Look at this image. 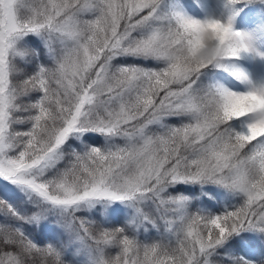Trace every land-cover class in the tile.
Returning <instances> with one entry per match:
<instances>
[{
  "label": "snow or ice",
  "instance_id": "snow-or-ice-1",
  "mask_svg": "<svg viewBox=\"0 0 264 264\" xmlns=\"http://www.w3.org/2000/svg\"><path fill=\"white\" fill-rule=\"evenodd\" d=\"M239 3L225 0L226 20L175 13L174 24L133 39L131 32L151 16L158 0H0V178L62 210L81 202H131L151 193L166 226L175 222L167 212L178 214L176 238L168 245L140 244L122 228L92 232L82 224L97 248L117 249L96 264H213L209 258L221 249L255 246L246 237L226 244L230 237L243 231L264 234V88L234 92L217 87L203 96L191 90L202 69L253 50L251 36L233 28ZM26 35L40 36L45 46L58 40L64 48L54 67L40 66L10 83L15 57H43L40 43L16 46ZM122 54L151 56L166 66L110 69L113 56ZM231 74L247 80L239 69ZM32 91L41 96L26 108L34 112L31 128L10 132V113L20 110L14 102ZM184 115L187 123L169 126L161 135L146 132L165 117ZM241 117L248 119L246 131H233L229 122ZM89 131L121 136L126 143L74 154L57 178L42 181L32 175L55 164L70 133ZM17 143L18 154L8 155ZM175 183L215 184L242 194V200L221 215L188 216L186 197L161 198ZM17 199L15 189L0 183V209L6 210L0 221V264H64L60 250L35 245L8 220L37 219L19 217L8 203ZM139 222L155 226L157 217L144 215ZM64 227L71 232V220ZM230 264L250 262L230 253Z\"/></svg>",
  "mask_w": 264,
  "mask_h": 264
},
{
  "label": "rangeland",
  "instance_id": "rangeland-1",
  "mask_svg": "<svg viewBox=\"0 0 264 264\" xmlns=\"http://www.w3.org/2000/svg\"><path fill=\"white\" fill-rule=\"evenodd\" d=\"M235 15L233 17V28L235 31H240L251 36L252 51L241 53L239 57L221 62V66L210 65L209 69H202L201 72L195 77V83L192 84L191 90L197 92V89H194L198 86H203L204 90L208 93L210 90L220 87L234 92H245L252 90L253 88L260 89L264 88V0H240V3L235 6ZM175 13H180L187 15L194 19L203 20L206 18H218L221 20H226L230 14L229 8L225 5V0H158L157 7L151 16L143 21L142 23L137 24L136 28L131 32V38L139 39L146 38L153 31L157 29H162L166 25L174 24L172 19ZM27 40V44L33 46V42L40 43L41 49L43 50V55L45 61L51 62V67L55 65V59L62 53L64 45L58 40H51L48 46H45L43 40L38 35H26L17 41L16 46L20 47V42ZM19 57V56H18ZM246 63V65H244ZM41 66V65H40ZM39 66V67H40ZM48 66V65H46ZM110 69L114 70L122 66L136 67L145 71L160 70L163 69L166 64L161 59H156L151 56H140L132 54H122L115 55L109 62ZM45 67V64L43 65ZM239 69L243 72L247 70V80L241 81L236 79L232 74L231 70ZM203 82V84H199ZM11 83V82H10ZM37 101L41 96V93L37 94ZM34 115V112H32ZM11 117V113H10ZM240 125L243 131H246V124L248 119L246 117L238 118ZM189 116H170L165 117L163 120L157 123H153L147 127L150 131V127H156L157 129L163 128L166 129L169 126L176 127L182 123H187ZM10 132H15L11 130V124L9 127ZM147 132V130H146ZM84 134L96 135L98 140H101V145L96 148H99L103 151L113 150L118 147H123L126 143V139L121 136H107L106 134H101L99 132H85V133H70L66 141L70 138L77 140V145H74V148L78 149L76 154H83L88 149L93 148V142L95 138H84ZM160 132H158V135ZM66 141L60 148L57 150L59 159L56 160L55 164L50 165L44 169H34L32 172L33 176H36L39 180L46 181L57 178L61 175L64 170L67 168V164L63 162L65 168L58 167V164L63 156V151L66 146ZM20 150L19 144L9 150L8 155L15 156ZM58 167V168H56ZM50 176H53L52 178ZM0 183L9 184V186L16 190L18 194V199L22 200H32V202L41 208L42 206L57 219H60L61 215L66 214H75L76 212L82 213H93L98 210L106 217L109 218L112 215V212L115 211V215H125V218L130 221L135 227H139L141 222H139V211L138 206L140 204V199L131 202H121V201H93L81 202L77 206H73L67 210H62L56 206L50 205L48 202L43 201L42 198L37 196L35 193H32L29 190H22L16 185H11L9 181L0 178ZM180 183H175L166 188V190H171L176 188ZM218 196L223 200H228V192L218 191ZM233 195V194H232ZM10 202V201H9ZM158 213V201L155 206ZM186 208V206H185ZM18 215L20 214L17 211ZM184 214L187 215L186 210L184 209ZM168 217L175 221L170 226H165L164 232L171 231L173 234H177V228L179 221L176 220L177 213L167 212ZM17 220V218H15ZM42 217L37 216L36 221L41 220ZM163 223V222H162ZM130 224V225H132ZM164 224V223H163ZM165 225V224H164ZM20 228V226H16ZM74 235L77 236V232H74ZM77 240L78 237L72 238ZM264 241V240H262ZM75 249L65 250L63 257H61L66 264H71L72 257L76 254V257L73 261L75 263L80 262V264H96L97 260L102 257L100 252L102 248H97L95 245H88L82 240H78L73 244ZM262 253V250L259 251V254ZM252 264H257L256 259H252Z\"/></svg>",
  "mask_w": 264,
  "mask_h": 264
},
{
  "label": "trees",
  "instance_id": "trees-1",
  "mask_svg": "<svg viewBox=\"0 0 264 264\" xmlns=\"http://www.w3.org/2000/svg\"><path fill=\"white\" fill-rule=\"evenodd\" d=\"M168 26L169 25H166V27ZM19 45L20 47H32L31 45L27 44V40L20 42ZM43 57L37 60H28L27 58H22L18 56L15 57L13 63L15 64L16 72L13 76H10V82H19L23 79L28 78V76L33 75L35 71L38 70L40 65L43 66L45 64L46 68H50L51 62L45 61ZM209 68L210 66L205 69ZM199 84H203V82H199ZM194 89H197V92H195V94L197 95L203 96L207 94L203 86H198ZM37 94H39V92L32 91L24 96L18 97L17 101L14 102L18 105L20 110L11 113V118L14 121L11 124V130H14L15 132H26L31 128L32 122L30 116H32V112L26 110V108L28 105L37 102ZM229 125L233 131H243L238 118L234 119L233 121H230ZM150 128L152 131L146 129L147 133L150 135H156L155 131H153L154 128ZM83 137L95 138V140H92L93 142H89L90 144H93L95 148L101 145L102 143L101 140H98L96 135L84 134ZM256 143L258 142H253V144ZM74 145H77V140L70 138L66 141V146L63 150V158L59 162L58 167L65 168L63 162L67 164V167L70 165L73 159V155L78 152V149L74 148ZM216 186L217 185L210 183H182L174 189H171L169 191L165 190L164 193H161V198L166 199L167 197L177 196L186 197L185 210L188 216L194 214L205 217L221 215L226 211L233 210L235 206H238L241 203L242 198H237L236 200L233 198L232 200L227 201L221 199L218 196L216 189H213V187ZM173 192H175V194ZM150 195L151 193L146 194L147 202L143 206V209H141V214L142 216H155L157 217V222L155 226L148 224L144 231L135 230L134 228L128 226L127 222L123 218V215H115L114 212L109 218H106L101 212H94L92 214H84L78 212L73 214V217L72 215L70 218L63 217L64 215H61L60 219H57L55 216H58L60 214L52 215L50 212L46 213L48 211L44 209L43 206L41 208H38V206H36L33 202L22 200H17L12 204L8 202L11 206H13L16 210L19 211V217H32L33 215H36L42 217V219L38 222L36 220L33 222H28L23 218L16 220L14 217L9 216L8 220L13 224L14 227H16L17 225L20 226V228H16L19 229L21 233L31 242L33 241L26 235L32 237L34 239L33 243L35 245H50L60 250L61 257H63L62 252L66 250V248H70V246L74 243L72 235L68 236V238L66 237L68 229L64 227L65 220H71L72 226L81 227V225L83 224V227L90 228L92 232H95L98 228H122L125 230V234L128 235L129 238L136 240L140 244L161 243L168 245L170 243H174L176 234H172L171 236H169L164 232L166 225H164L162 221L158 219L160 213H158L155 208L157 198L153 196V198L150 199L148 198ZM5 212L6 210L0 209V221H3L5 219ZM176 230L178 231V228ZM76 232L77 236L75 237H78L80 240H82L84 243H87L88 245H95L92 240L85 235L82 227L78 228ZM240 237H246L253 240L255 242V246H246L244 250H237L235 247L229 250L221 249L220 255H214L213 257H210V261H212L213 264H230V253H234L236 256L242 257L243 259L248 261L250 258L255 256L256 252L262 250V253L259 254L257 258L259 260V264H264V241H262L264 240V234H261L257 231H243L240 232L238 235L230 237L225 243L232 244L233 241H239ZM65 238H67V240L63 243L59 241L61 239L65 240ZM102 249L103 250L102 252H100V254L103 257L116 255L117 249L114 246H107ZM74 257H76V254ZM63 262L64 264H66L64 260ZM78 263L80 264V262Z\"/></svg>",
  "mask_w": 264,
  "mask_h": 264
},
{
  "label": "bare ground",
  "instance_id": "bare-ground-1",
  "mask_svg": "<svg viewBox=\"0 0 264 264\" xmlns=\"http://www.w3.org/2000/svg\"><path fill=\"white\" fill-rule=\"evenodd\" d=\"M186 16H187V15H186ZM244 65H246V63H244ZM244 73H247V70H245ZM173 193L175 194V192H173ZM78 228H81V227H79V226H72V231L69 232V230H68V232H67V236H66V237L68 238V236H70L72 233L76 232ZM67 238H65V240L61 239V240H59V241H60L61 243H63L64 241L67 240Z\"/></svg>",
  "mask_w": 264,
  "mask_h": 264
}]
</instances>
